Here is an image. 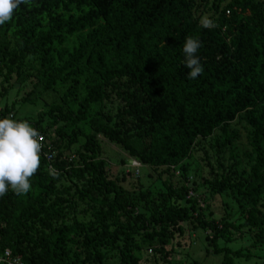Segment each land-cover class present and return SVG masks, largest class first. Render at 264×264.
Wrapping results in <instances>:
<instances>
[{"label":"trees","instance_id":"trees-1","mask_svg":"<svg viewBox=\"0 0 264 264\" xmlns=\"http://www.w3.org/2000/svg\"><path fill=\"white\" fill-rule=\"evenodd\" d=\"M191 9L188 0H28L15 10L14 22L0 25L4 47L0 46V52L9 48L6 33L16 27L20 58L31 55L42 61L49 50L59 57L60 64L47 69L44 90L76 80L64 100L80 98L76 110L50 108L51 121L45 126L43 113L29 121L0 109V119L12 114L18 122L27 121L58 150L66 138L70 144L78 135L86 138L78 160L77 156L76 160L68 158L65 171L59 151L53 161L59 173L56 178L46 171L41 157L28 193L17 195L9 188L0 197V254L9 251L25 264H76L68 260L71 228L62 223L64 200L56 189L62 172L88 175L86 193L91 199L111 195L108 202L100 203L109 214L124 217L130 232L141 235L145 248L165 246L180 222L205 226L193 215L195 201L189 207L179 205L187 202L184 186H169L148 200L147 217L135 215L134 202L108 179L105 163L98 159L96 136L85 135L78 124L90 116L93 105L111 95L121 99L131 120L126 123L124 116L115 128L98 133L150 166L180 164L197 138L205 139L216 130L224 144H234L240 135L229 124L242 114L240 119L250 130L249 174L233 183L227 178L213 187L231 189L251 206L264 207V8L256 0H232L211 28L202 27ZM59 10L68 16L56 15ZM74 34L78 45L70 52L65 48L66 38ZM188 37L201 42L196 56L203 72L195 79L188 77L183 52ZM5 65L0 59V73ZM67 128H72L70 136ZM247 225L264 231V218L249 211ZM217 239L216 235L211 238L214 253H223L222 264H234L231 251L219 248ZM123 255L133 260L128 250Z\"/></svg>","mask_w":264,"mask_h":264},{"label":"rangeland","instance_id":"rangeland-1","mask_svg":"<svg viewBox=\"0 0 264 264\" xmlns=\"http://www.w3.org/2000/svg\"><path fill=\"white\" fill-rule=\"evenodd\" d=\"M188 1L192 5L194 19L201 24L203 16L215 22L232 0ZM256 1L264 8V0ZM56 15L68 16L61 10ZM14 20L13 15L10 21ZM42 21L45 23L46 19ZM16 40L14 27L7 31L5 37L9 48L0 52V59L6 63L0 73V109L9 110L17 118L29 121L37 120L38 113H43L42 126L51 121L47 114L54 106L76 110L79 97L64 100L76 80L68 84L56 83L48 91L43 88L47 69L60 64L56 51L49 50L42 61L31 55L20 58ZM77 45V34L66 38L65 48L70 52ZM0 46L4 48L1 41ZM81 68L85 77L91 75L85 64ZM124 116H127L126 123L131 120L121 99L111 95L102 103L93 105L90 116L78 124L85 135L96 136L98 159L104 161L108 179L125 190L126 196L135 204V215L144 214L147 217L151 202L148 200L165 193L169 186H184L188 188L187 202L182 201L179 205L189 207L195 201L197 206L193 215L205 226L180 222L165 246L145 248L141 235L130 232L124 217L108 213L104 204L112 198L111 195L91 199L86 193L90 189L88 175L80 177L62 172L56 189L64 200L62 223L71 228L70 240L66 244L68 260L76 264H133L132 261L136 264H222L223 253H214L211 246V238L216 235L217 246L231 251L234 264H264V231L247 225L248 212L254 210L264 218V207L251 206L231 189L217 191L213 187V184L227 178L233 183L242 175L249 174L252 165L247 144L250 130L240 119L243 115L229 124L230 130L240 135L237 142L230 146L224 144L220 132L216 130L205 139L197 138L188 156L171 167L150 166L141 162L98 133L103 128H115V124L125 120ZM71 130L66 129L69 136ZM85 140V136L78 135L74 144H70L68 138L62 141L59 148L61 169L66 168L68 158L76 160L77 156L78 160ZM99 200H104V204ZM38 229L42 233L40 227ZM124 250H128L133 260L124 257Z\"/></svg>","mask_w":264,"mask_h":264},{"label":"clouds","instance_id":"clouds-1","mask_svg":"<svg viewBox=\"0 0 264 264\" xmlns=\"http://www.w3.org/2000/svg\"><path fill=\"white\" fill-rule=\"evenodd\" d=\"M21 3H28V0H0V25L12 19ZM200 23L204 28L216 26L207 16H203ZM200 47L201 42L193 37L186 38L183 45L190 79L197 78L203 72L196 56ZM42 140L41 134L27 121L0 119V197L6 195L9 188L17 195L31 190V178L41 165ZM50 174L54 178L59 175L54 170Z\"/></svg>","mask_w":264,"mask_h":264},{"label":"built area","instance_id":"built-area-1","mask_svg":"<svg viewBox=\"0 0 264 264\" xmlns=\"http://www.w3.org/2000/svg\"><path fill=\"white\" fill-rule=\"evenodd\" d=\"M8 118L14 120L12 114H9ZM40 134L43 137L41 157L45 159L46 171L51 173L53 170L55 171L53 167V161L58 155L59 150L56 148V146H53L42 133ZM134 165V167H136V164ZM0 264H25V262L21 258L12 254L11 252L4 251L0 254Z\"/></svg>","mask_w":264,"mask_h":264}]
</instances>
